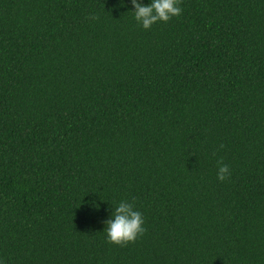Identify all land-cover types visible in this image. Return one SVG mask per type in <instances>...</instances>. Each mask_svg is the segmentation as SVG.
I'll list each match as a JSON object with an SVG mask.
<instances>
[{"label": "trees", "instance_id": "1", "mask_svg": "<svg viewBox=\"0 0 264 264\" xmlns=\"http://www.w3.org/2000/svg\"><path fill=\"white\" fill-rule=\"evenodd\" d=\"M180 7L0 0V264H264V0Z\"/></svg>", "mask_w": 264, "mask_h": 264}, {"label": "clouds", "instance_id": "2", "mask_svg": "<svg viewBox=\"0 0 264 264\" xmlns=\"http://www.w3.org/2000/svg\"><path fill=\"white\" fill-rule=\"evenodd\" d=\"M134 20L144 30H149L156 23H167L173 17L182 14L180 0H130ZM95 19V17H93ZM228 165L219 163L216 173L217 180L223 182L230 176ZM90 207L93 210H99L100 205L91 202ZM104 233L109 243L121 245L134 242L138 236L143 235L144 217L139 211L135 202L121 200L114 211H110L109 218L104 222Z\"/></svg>", "mask_w": 264, "mask_h": 264}]
</instances>
